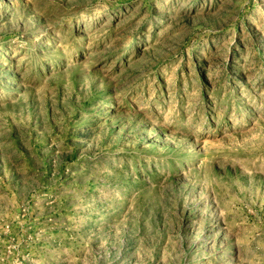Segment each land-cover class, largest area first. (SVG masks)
I'll return each mask as SVG.
<instances>
[{"label":"rangeland","instance_id":"374dc122","mask_svg":"<svg viewBox=\"0 0 264 264\" xmlns=\"http://www.w3.org/2000/svg\"><path fill=\"white\" fill-rule=\"evenodd\" d=\"M0 264H264V0H0Z\"/></svg>","mask_w":264,"mask_h":264}]
</instances>
